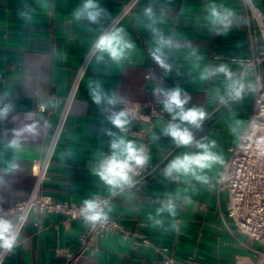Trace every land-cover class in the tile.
<instances>
[{"label":"crops","instance_id":"0c3cea01","mask_svg":"<svg viewBox=\"0 0 264 264\" xmlns=\"http://www.w3.org/2000/svg\"><path fill=\"white\" fill-rule=\"evenodd\" d=\"M126 1L98 0L108 14L91 24L72 17L83 0H0V108L11 105L7 117L0 119L4 205L29 194L35 181L33 164L44 152L77 66ZM255 1L264 9V0ZM213 5L221 12H232L227 29L210 19ZM148 8L152 9L151 18L145 15ZM148 25L170 41L161 55L167 68H162L152 54L156 43ZM117 28L125 30L135 47L118 63L107 56L98 61L96 54L44 183V191L56 200L81 203L111 196L105 212L116 217L122 228L100 236L92 248L78 256V264H165L163 247L177 258L196 254L201 264H232L238 257H256L262 246L241 232L228 215L227 192L218 185L231 149L248 125L257 88L264 84L263 64L246 67L256 47L264 44L245 0H140ZM221 65L228 68L232 79L245 85L239 99L228 96L230 81L224 73L200 78L206 68ZM241 74L242 81L238 79ZM90 80L101 81L106 92L116 95L119 103L115 110H123L124 100H156L154 91L179 86L191 97L186 107H202L206 113L202 128L194 130V135L198 140L206 137L215 141L213 151L223 158V164L202 173L208 183L192 177L166 179L163 170L171 159L197 149L177 148L171 138L162 136L165 117H155L151 124L131 118L125 133L105 122V127L137 145L142 137L133 131L149 128L148 165L159 163L149 177L138 180L135 176L133 187L113 194L94 174L98 161L106 152L111 154V137L101 132L106 113L88 96ZM28 125L35 126V133L20 138L22 149L9 148L16 138L15 130ZM153 134L159 140H153ZM169 201L173 213L166 210ZM160 208L165 210L158 215ZM9 219L13 221L12 216ZM87 227L83 220L61 212H34L4 264H65L80 249V236ZM144 238L150 243H144Z\"/></svg>","mask_w":264,"mask_h":264},{"label":"built area","instance_id":"2783aa9c","mask_svg":"<svg viewBox=\"0 0 264 264\" xmlns=\"http://www.w3.org/2000/svg\"><path fill=\"white\" fill-rule=\"evenodd\" d=\"M139 1L127 0L123 4L121 10L109 19L106 26L93 40L77 66L68 94L63 99L62 108L58 112L50 135L46 140L44 152L33 164L32 172L35 176V181L29 194L10 205H4L1 199L2 188L0 184V215L7 218L12 216L18 233L17 243L14 248L19 244L21 233L30 215L34 212L38 214L61 212L69 218L81 219L86 222L80 214L83 202L75 203L68 200H56L52 195L44 191V183L49 177L50 166L76 95L97 54L93 47L95 40L103 32L115 29L119 22L132 12ZM245 3L249 16L264 44V9L255 0H245ZM261 64L264 65V45L263 47H256L253 55L247 60L246 67ZM242 77L243 74L238 79L242 81ZM122 106L123 110L129 111L131 118L143 120L149 124L152 123L155 117H165L167 122L171 119L170 115L163 111L161 104L154 99L143 103L124 100ZM133 133H138L142 137L139 145H143L149 152V128L141 129L138 132L133 131ZM107 155H110V153L106 152L105 156ZM158 166L159 163L149 164L144 168L138 169L136 174L138 180L149 177ZM218 185L221 190L227 192L228 215L241 232L262 246L256 257L249 259L238 257L232 264H264V84L259 85L257 88L248 125L240 140L232 147L230 156L220 174ZM109 199H111V196L102 198L100 201L107 202ZM107 217V220L95 224L86 222L88 227L80 236V249L77 253L72 254L65 264H78V256L92 248L100 236L122 228L116 217L108 214ZM143 242L150 243L146 238L143 239ZM14 248L10 251L0 248V264L5 263ZM160 249L163 252L165 264H201L196 254L188 255L185 258H177L169 248L163 247Z\"/></svg>","mask_w":264,"mask_h":264},{"label":"clouds","instance_id":"9594fccd","mask_svg":"<svg viewBox=\"0 0 264 264\" xmlns=\"http://www.w3.org/2000/svg\"><path fill=\"white\" fill-rule=\"evenodd\" d=\"M210 19L213 24H222L227 29L232 16L230 10L219 11L214 5L210 8ZM107 9L101 6L98 0H83V4L76 8L72 17L75 21L86 20L95 24L107 15ZM22 15H24L22 13ZM145 15L152 17V9L145 10ZM153 33L156 47L153 49V56L162 68H167L161 59L163 49L170 43L156 28L148 25ZM226 34V32L221 33ZM98 53L97 60L103 61L105 56L112 62H120L125 58L126 52L135 47L134 43L127 37L123 28L113 29L100 34L93 45ZM217 73H224L229 78L227 94L229 97L239 99L245 89V85L239 80L232 79V74L224 65L216 69L206 68L201 79H208ZM88 96L91 101L100 107L102 113H106L104 120L101 121V132L111 137V154L100 159L94 169V174L99 177L109 190L116 194L125 188L135 185L134 177L138 169L144 168L150 162V154L143 145H137L134 140L127 139L125 135H120L105 127V122L125 133L131 124V116L127 110H115L119 103L115 94H109L102 87L99 80H90L87 85ZM157 102L162 105L164 112L168 113L171 119L160 129V134L171 138L172 143L177 148H196L197 151H183L171 159L163 170L166 179H176L192 177L197 181L208 183V177L202 175L205 170H210L214 165L223 164V158L213 149L216 147L215 141L208 140L206 137L197 139L194 130L202 128L206 113L202 107L188 105L191 97L179 86L171 89H158L153 92ZM11 110V105L0 108V119H5ZM25 133H35V126L28 125L15 130V137L8 145L13 150H21L23 145L21 137ZM159 136L153 134V140H159ZM15 167V165H13ZM107 202H101L98 198L85 199L82 203L80 214L89 224H95L107 220L105 206ZM165 208L157 210V214ZM166 210L173 213L171 202L166 205ZM110 211V209H109ZM156 223H159L157 221ZM18 233L15 224L6 216L0 215V248L12 250L17 243Z\"/></svg>","mask_w":264,"mask_h":264}]
</instances>
